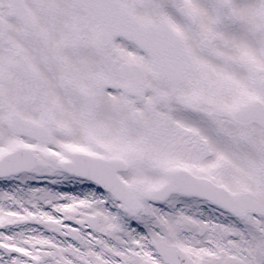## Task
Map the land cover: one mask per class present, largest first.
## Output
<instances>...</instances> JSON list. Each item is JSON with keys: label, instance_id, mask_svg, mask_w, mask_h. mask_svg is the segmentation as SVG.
<instances>
[{"label": "snow or ice", "instance_id": "1", "mask_svg": "<svg viewBox=\"0 0 264 264\" xmlns=\"http://www.w3.org/2000/svg\"><path fill=\"white\" fill-rule=\"evenodd\" d=\"M0 264H264V0H0Z\"/></svg>", "mask_w": 264, "mask_h": 264}]
</instances>
